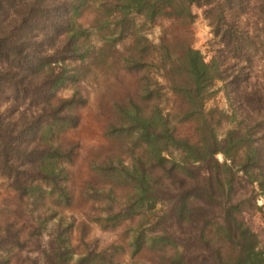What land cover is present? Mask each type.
Wrapping results in <instances>:
<instances>
[{"label": "trees", "instance_id": "16d2710c", "mask_svg": "<svg viewBox=\"0 0 264 264\" xmlns=\"http://www.w3.org/2000/svg\"><path fill=\"white\" fill-rule=\"evenodd\" d=\"M89 88L104 141L76 182ZM0 264H264V0H0Z\"/></svg>", "mask_w": 264, "mask_h": 264}, {"label": "rangeland", "instance_id": "374dc122", "mask_svg": "<svg viewBox=\"0 0 264 264\" xmlns=\"http://www.w3.org/2000/svg\"><path fill=\"white\" fill-rule=\"evenodd\" d=\"M194 12L197 14V17L193 24L190 26L189 35L192 38L193 46L199 49L206 57V59H209L211 54L213 53V48L211 45L213 37L210 32V28L207 25V22L201 15V9L194 7ZM168 25L169 22L167 20L158 21L156 24H153L146 28V34L151 40L157 43L159 37L161 36V30ZM88 90H90L88 95V103L82 110V121L80 123V126L76 130L72 131L69 135V138L71 140L79 144L78 162L80 164V167L78 168L79 170L75 172L74 180L76 182L84 181V178L87 174V159L95 154L94 149L102 146L104 141L102 138V126L104 124L105 117L102 111L104 112L103 108H105L106 100L102 94L96 92L92 88H89ZM212 90L214 91V93L212 97L207 101L206 107H216L219 109L227 110V103L225 97L223 96L221 82H216L212 87ZM70 93L71 87L68 86L61 91L60 95L68 96ZM229 128L230 125H226L222 129H219V135H223ZM218 158H221V156L218 155ZM262 203L263 201L260 199L258 201V204ZM88 205H80L76 209L80 214H83L85 208H87ZM77 223L78 222L75 223V227H73L74 230L72 232V240L74 244L79 243V239L82 235L81 229L76 227ZM89 224L90 225L88 227V232L87 234H85L86 241L97 238L100 245H107L114 241H121V231L103 232L95 224Z\"/></svg>", "mask_w": 264, "mask_h": 264}]
</instances>
